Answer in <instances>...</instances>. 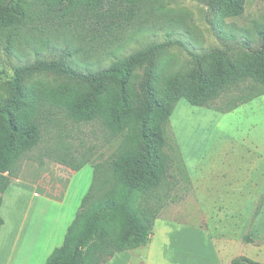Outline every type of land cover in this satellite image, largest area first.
I'll list each match as a JSON object with an SVG mask.
<instances>
[{"label":"trees","instance_id":"trees-1","mask_svg":"<svg viewBox=\"0 0 264 264\" xmlns=\"http://www.w3.org/2000/svg\"><path fill=\"white\" fill-rule=\"evenodd\" d=\"M203 1L222 19L244 11L245 0ZM143 15L141 0H0L5 53L20 59L33 55V60L15 65L7 95L0 96V204L12 178L18 177L20 159L39 143L53 109L74 122L98 120L112 135L123 137L120 152L108 166L88 159L76 164L67 157L62 160L73 171L90 163L93 180L63 243L44 264H103L116 252L149 242L162 208L157 192L168 166L165 125L180 99L230 111L264 95V15L255 27L257 48L243 41L248 50L235 60L226 52L208 53L213 57L211 72L199 64L190 78H161L156 70L157 52L178 41L117 55L127 40L142 32ZM107 58L112 61L102 66ZM144 62L135 87L133 72ZM47 73L65 81H31ZM231 87L242 91L223 110L214 106ZM231 264L261 263L242 256Z\"/></svg>","mask_w":264,"mask_h":264},{"label":"rangeland","instance_id":"rangeland-1","mask_svg":"<svg viewBox=\"0 0 264 264\" xmlns=\"http://www.w3.org/2000/svg\"><path fill=\"white\" fill-rule=\"evenodd\" d=\"M141 1L143 18L146 19L141 23L143 30L127 40L117 55L124 56L153 44H165L168 40L178 41L180 44L163 45L157 52L156 70L161 78L172 74L190 78L199 64L209 74L213 57L208 56V53L226 52L235 60L240 59L248 50L243 41L249 40L253 48L258 46L255 27L263 20L264 0H245L242 14L223 19L211 12L203 0ZM23 49L29 51L26 47ZM203 55L207 56L203 58ZM198 57H202V60L198 61ZM27 59L33 60V55L22 59L7 56L0 41L1 97L7 95L6 88L14 75L15 65ZM111 61L112 58H107L101 65L106 66ZM145 67L144 62L133 72V86L138 85ZM31 81L54 85L65 79L47 73L34 75ZM241 91V88L231 87L214 106L223 110L228 101H232ZM48 115H52L51 121L43 124L39 143L22 156L15 174L35 181L38 192L49 195L62 193L70 181L68 176L72 170L62 162L65 157L72 159L73 164L88 159L93 164L108 166L123 146L122 135H112L98 120L74 122L60 109H53L52 114ZM165 134L169 144L164 148L168 166L165 182L157 192L162 207L159 217L184 223L198 221L197 216L185 213V205L190 210L199 205L198 201L185 199L192 189L183 155L186 148L192 149L195 155H201L199 158L202 164L209 157L223 158L225 154L228 157L237 155L235 162L239 170L254 161V176L251 178L254 184L247 182L243 187L245 191L238 194V199L227 200L223 197L227 194L220 193L214 201L217 209L213 216L224 230L213 233L216 234L218 244L222 241L219 238L226 239L230 244L228 254L223 255L225 264L230 263H227L230 254L232 259L246 256L264 264V200L262 197L256 200L251 197L263 182L264 95L230 111L193 106L185 99H180L165 125ZM86 166L85 169L89 170L90 163ZM222 176L226 177L225 174ZM102 193L100 191L96 196ZM204 219L206 221L203 220V224L209 223V216H204ZM246 236L250 241L245 240Z\"/></svg>","mask_w":264,"mask_h":264},{"label":"crops","instance_id":"crops-1","mask_svg":"<svg viewBox=\"0 0 264 264\" xmlns=\"http://www.w3.org/2000/svg\"><path fill=\"white\" fill-rule=\"evenodd\" d=\"M183 155L192 183L185 199L199 203L191 210L185 205V213L197 216L198 221L184 223L158 217L148 243L116 252L103 264H225L223 255L228 254L230 244L221 238L218 244L213 233L224 230L213 216L217 209L214 201L220 193L227 194L224 199H238L247 182L254 184L251 178L255 162L239 170L237 155L209 157L203 164L201 155H195L192 149L186 148ZM261 162L264 165V156ZM86 167L85 164L78 171L71 170L70 181L60 195L36 191V182L29 178H12L0 204V264H44L53 249L63 243L93 180V166L90 164L89 170ZM261 175L263 182L251 195L254 200H264V171ZM204 216H209V223L203 224ZM231 257L230 254L229 264Z\"/></svg>","mask_w":264,"mask_h":264}]
</instances>
